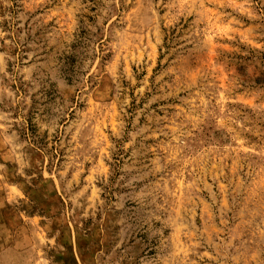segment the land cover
I'll return each mask as SVG.
<instances>
[{"label":"rangeland","instance_id":"1","mask_svg":"<svg viewBox=\"0 0 264 264\" xmlns=\"http://www.w3.org/2000/svg\"><path fill=\"white\" fill-rule=\"evenodd\" d=\"M0 264H264V0H0Z\"/></svg>","mask_w":264,"mask_h":264}]
</instances>
